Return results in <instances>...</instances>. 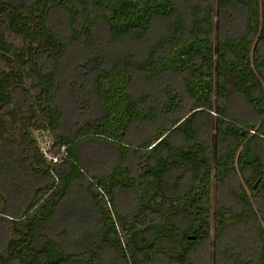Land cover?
I'll return each instance as SVG.
<instances>
[{
    "label": "trees",
    "instance_id": "obj_1",
    "mask_svg": "<svg viewBox=\"0 0 264 264\" xmlns=\"http://www.w3.org/2000/svg\"><path fill=\"white\" fill-rule=\"evenodd\" d=\"M88 143L118 159L89 172ZM215 181L233 204L212 209ZM107 251L264 264V0H0V264Z\"/></svg>",
    "mask_w": 264,
    "mask_h": 264
},
{
    "label": "rangeland",
    "instance_id": "obj_2",
    "mask_svg": "<svg viewBox=\"0 0 264 264\" xmlns=\"http://www.w3.org/2000/svg\"><path fill=\"white\" fill-rule=\"evenodd\" d=\"M67 125L71 126V119H66ZM65 124V126H67ZM69 126H67L68 129ZM37 139L40 141L42 148L47 151L48 147L52 143V138L48 133H36L35 134ZM82 161L84 163V166L89 170V172H97L101 170V165L105 166L106 168H109L117 159H118V151H116L114 148L103 144V143H88L86 144L82 150ZM132 158H129L128 161H131ZM225 189L222 186H218V184L213 182L212 186V209H215L221 205L223 202L232 203L233 200L227 199L224 195ZM89 196L84 193V191L77 186L75 189L74 194L69 199V210L71 211H80L81 214H83V217L87 218L90 222L95 223L97 221V218L94 216V210L91 207V204L88 202ZM78 206V209H73L75 206ZM111 209L114 212H118L122 214L126 218H130L136 211L137 208V200L135 196L131 195L130 193H119L115 202L114 206H110ZM83 207L82 209H80ZM68 210V209H66ZM213 212V211H212ZM99 223L97 222V225ZM214 225L212 227L211 233L212 236L214 235ZM88 241H85V243H82L81 241H77L74 243V245L78 248H81L85 246L84 244H89L95 240V233L91 234L89 238H87ZM88 242V243H86ZM210 242H213L211 240ZM71 243V242H68ZM72 246V245H71ZM107 256L105 255V263L106 264H122L114 255V253L107 251Z\"/></svg>",
    "mask_w": 264,
    "mask_h": 264
}]
</instances>
